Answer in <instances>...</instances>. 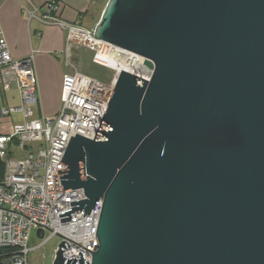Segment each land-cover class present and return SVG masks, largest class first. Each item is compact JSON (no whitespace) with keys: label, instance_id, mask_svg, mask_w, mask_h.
I'll return each instance as SVG.
<instances>
[{"label":"water","instance_id":"95a60500","mask_svg":"<svg viewBox=\"0 0 264 264\" xmlns=\"http://www.w3.org/2000/svg\"><path fill=\"white\" fill-rule=\"evenodd\" d=\"M93 35L152 75L120 71L71 137L63 191L87 198L61 222L102 200L98 244L52 264H264V0H109Z\"/></svg>","mask_w":264,"mask_h":264},{"label":"built area","instance_id":"2783aa9c","mask_svg":"<svg viewBox=\"0 0 264 264\" xmlns=\"http://www.w3.org/2000/svg\"><path fill=\"white\" fill-rule=\"evenodd\" d=\"M59 2L48 0L43 6H37L22 1V11L29 21L65 29L68 45L90 47L96 51L94 61L102 64L97 60L95 29L59 19ZM38 35L42 33L39 31ZM114 47L110 45L108 50L113 51ZM115 48L127 63L141 62V56ZM65 55L70 69L63 77L61 106L56 115L48 116L39 109L34 53L25 59H15L0 25V119L8 118L14 112L24 115L23 121L13 124L11 132L0 134V248L10 250L2 264H29V241L34 230L41 240L35 249L52 237H59L60 243L66 240L71 245L64 251V256L80 258L82 251L85 260L91 263V251L97 248L102 200L98 202L96 212L95 209L90 214H85V210L74 211L71 212L72 220L61 222L60 213L72 210V201L87 197L83 188L63 191L61 179L64 178L60 175L66 172L59 173V170L68 168L61 161L72 136L80 134L95 138L119 72L113 81L107 82L78 71L70 61L68 48ZM135 74L140 75L139 72ZM3 91H16L19 105L6 106ZM14 97L11 96L8 102H13ZM35 107H38L37 115ZM74 241L80 246L72 245Z\"/></svg>","mask_w":264,"mask_h":264},{"label":"crops","instance_id":"0c3cea01","mask_svg":"<svg viewBox=\"0 0 264 264\" xmlns=\"http://www.w3.org/2000/svg\"><path fill=\"white\" fill-rule=\"evenodd\" d=\"M22 1L43 6L48 0H0V25L15 59H25L34 53V66L39 81V109L42 113L53 116L60 109L63 77L69 71L66 62L62 61V55L66 57L68 48V55L73 59L77 53V45L67 44V31L60 26L29 21L22 11ZM108 1L60 0L57 16L64 22L82 26L89 17L91 26L83 27L93 30L96 26L92 22L103 14ZM39 31L41 36L38 35ZM5 119L7 118L0 119V134H8L12 130L14 123L6 127L4 125L10 121Z\"/></svg>","mask_w":264,"mask_h":264},{"label":"rangeland","instance_id":"374dc122","mask_svg":"<svg viewBox=\"0 0 264 264\" xmlns=\"http://www.w3.org/2000/svg\"><path fill=\"white\" fill-rule=\"evenodd\" d=\"M100 15L92 22L94 27L97 25V23H99L98 20L100 18ZM83 26L85 27L91 26V23L89 22V17L86 18V20L83 23ZM109 52L113 53V51H109ZM95 55H96L95 50L85 45H79L77 46L76 55L73 57V59L70 58V61L73 62L75 64V67L78 69V71L82 73L100 78L107 82L113 81L116 76L117 71L115 69L105 66L104 64L96 63L94 61ZM115 55L119 56L118 54H115ZM62 61L64 63L65 62L67 63V59L64 56V54L62 55ZM67 68L70 69V67H67ZM12 95L15 96L14 101L8 102L9 98ZM3 98L5 100L4 104L6 106L7 105L9 106L19 105V97L16 91H12L11 93L3 91ZM35 113H36L35 115L38 114V107L37 109L35 107ZM5 120L10 121V123L4 125L7 127L9 126V124L12 125L11 123H17V122L23 121L24 115L22 112H14L11 114L10 117H8ZM40 241L41 240L38 238L37 233L34 230L31 234V238L29 241V248L31 249L30 254H29V264H52L53 258L56 254V249L59 247V244H60V238L52 237L45 245H43L42 247L38 249H35V247L40 243Z\"/></svg>","mask_w":264,"mask_h":264},{"label":"bare ground","instance_id":"6f19581e","mask_svg":"<svg viewBox=\"0 0 264 264\" xmlns=\"http://www.w3.org/2000/svg\"><path fill=\"white\" fill-rule=\"evenodd\" d=\"M95 46L99 50V55L97 57V60L104 64L105 66L115 69L117 72H120L122 70L128 71V72H139L141 76L149 79L152 75V70H150L147 66L143 65L141 62L137 63H127L126 59L121 56H116L114 52L117 54V50L114 47V52L110 53L108 48L110 47L109 44L94 40Z\"/></svg>","mask_w":264,"mask_h":264},{"label":"trees","instance_id":"16d2710c","mask_svg":"<svg viewBox=\"0 0 264 264\" xmlns=\"http://www.w3.org/2000/svg\"><path fill=\"white\" fill-rule=\"evenodd\" d=\"M9 252H10V250H8V249L0 248V264L3 263V259H4L5 255Z\"/></svg>","mask_w":264,"mask_h":264}]
</instances>
